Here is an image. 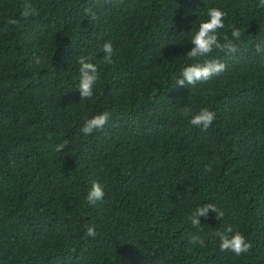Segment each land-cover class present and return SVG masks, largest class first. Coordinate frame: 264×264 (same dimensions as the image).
Listing matches in <instances>:
<instances>
[{"label":"trees","instance_id":"obj_1","mask_svg":"<svg viewBox=\"0 0 264 264\" xmlns=\"http://www.w3.org/2000/svg\"><path fill=\"white\" fill-rule=\"evenodd\" d=\"M258 3L0 0V264H264ZM213 7L226 13L221 42L240 31L237 51L198 58L225 64L210 80L175 84ZM80 57L98 67L91 98L78 87ZM204 108L216 114L206 130L189 122ZM103 112L109 121L85 136ZM93 183L105 195L89 204ZM229 226L248 252L220 249Z\"/></svg>","mask_w":264,"mask_h":264},{"label":"clouds","instance_id":"obj_2","mask_svg":"<svg viewBox=\"0 0 264 264\" xmlns=\"http://www.w3.org/2000/svg\"><path fill=\"white\" fill-rule=\"evenodd\" d=\"M258 7L264 8V0H259ZM30 12L25 10L23 15L28 16ZM226 13L219 8H209L207 11V19L203 20L198 30L195 31L191 38V43L194 47L187 54L188 57L196 60L195 63L187 64L183 67L177 77L175 84L181 86L195 85L201 81H208L214 76L219 75L225 70V64L217 62L216 60H205L203 63L199 62L198 58L208 57L214 50H222L229 53L237 51L236 42L240 39L241 33L239 30H233L231 37L225 36L221 42L218 35V30L224 28V17ZM105 59H111L113 55V46L110 42L105 43L104 46ZM79 64V90L83 98H91L94 95L95 86L99 80L98 67L95 63L91 62L88 57H80ZM216 118V114L207 109L192 114L190 117V124L195 127H202L206 130L210 128ZM110 114L103 112L94 115L92 118L87 119L81 131L85 136L92 135L97 129H102L109 121ZM60 145L59 148H63ZM59 150V149H58ZM105 195L103 186L100 183H93L90 190L86 195V200L89 204H95L97 201L102 200ZM215 209L214 205H204L197 207L192 216L190 217L191 223L194 227L200 225V217L207 216L209 209ZM222 216V213H220ZM95 228L89 226L87 228L88 236H95ZM198 242L201 246L204 245V240L196 237L193 241ZM250 244L245 236L234 231L233 227L229 226L226 229V234L220 236V249L228 250L236 255H241L248 252Z\"/></svg>","mask_w":264,"mask_h":264}]
</instances>
